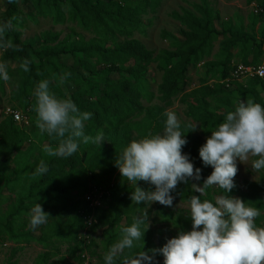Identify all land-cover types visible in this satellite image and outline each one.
Here are the masks:
<instances>
[{
	"label": "trees",
	"instance_id": "1",
	"mask_svg": "<svg viewBox=\"0 0 264 264\" xmlns=\"http://www.w3.org/2000/svg\"><path fill=\"white\" fill-rule=\"evenodd\" d=\"M0 0V4H1ZM6 9L2 11L0 23H9L11 27L4 33L5 39L10 40L13 47L2 51L1 60L8 64L10 80L0 81V104L5 93V86L9 89V104L13 109L27 120V125L33 131L35 121L28 120V114L34 112V92L36 84L47 79L50 81V90L59 98H71L81 111L92 113L89 121L85 122V134L95 137L103 132L102 143H79V150L68 158L53 157L45 154L43 161L48 165L49 171L43 176L34 177L33 172L39 165L33 159L28 167L29 157L33 151H41L45 146L55 148L58 140L42 135L40 148L33 143L30 134L21 129L14 121L12 114L1 113L0 120V203L4 191L17 192L16 205L5 218L0 219V245L10 241L16 245H28L35 242L45 246L44 237H35L31 231H21L23 226H14L21 213H27L31 204L47 202L49 214L56 208L57 201H64L71 191H75L77 201L66 210V219L69 227L66 242L68 243V258H74V263L83 264L81 254L87 251L91 254L90 243L78 240L77 233L84 228L80 211L86 209L84 195L89 187L96 186L105 191L103 201L106 200V210L95 208L93 216L95 223L91 233L101 227L100 237L106 240L105 249L115 243L120 234L116 232L119 222L125 219V226L132 223L134 217L141 215L144 203L135 205L130 199L134 185L121 177L115 166L123 148L132 140L143 138L148 134L163 131L166 117L164 113L177 101L185 108V116L194 123L199 124L202 136L196 134L193 126L181 124V130L186 135L187 144L182 153L189 154L194 168H201V181L211 174L202 165L199 158V148L210 137L219 123L223 122L228 111L234 110L239 101L253 100L264 105V78L247 80L243 86L237 81L229 83L225 88L219 82L228 78L233 65L257 67L264 57V29L259 32V38L250 36L244 29L221 22L222 29L218 31L215 23L221 21L218 11L210 8L205 0L194 5V11L181 9L170 14L172 20L179 25L177 33L171 36L165 33L170 42V49L160 51L156 56L145 46L133 38V33L141 31V18L154 14L161 0H4ZM247 4L258 3L260 0H246ZM261 10V9H260ZM33 12L41 16H49L56 24L65 21L76 24L80 29L90 32L93 39L88 42L82 39H68L58 42V35L44 34L41 43H24L19 39L17 29L23 28L25 18L32 17ZM261 13H257L261 16ZM260 22L259 18L252 16L250 23L254 27ZM121 40V41H119ZM218 42L220 62L217 64L205 63L206 76L217 79L214 85L207 84V77L200 80L196 89L190 88L191 69H196L199 59L209 54L213 44ZM62 57H68L71 64L61 63ZM27 59L29 71L24 72L20 64ZM13 63L14 67H10ZM151 65L161 73V82L157 87V101L159 105L147 107L155 98L150 90L148 72ZM66 78L61 83V77ZM145 104H144V103ZM15 104V105H14ZM20 109L21 111H18ZM26 147L23 150V147ZM42 160V159H41ZM40 160V161H41ZM16 168L14 178H8L7 172L10 164ZM23 167V168H21ZM20 177L28 179L27 187L20 185ZM246 186L253 187L252 182H245ZM138 187L152 191L154 186L147 182H138ZM24 190V191H23ZM218 195L223 194L217 189ZM213 191L209 188L201 200H213ZM239 194V198H246L253 207L262 212L264 206L257 195V191L243 194L238 187L232 189L230 196ZM180 202H187L193 192L190 181L187 184H178L172 193ZM53 204V205H52ZM62 211L50 215L51 222H62ZM90 211L86 212L87 215ZM149 215L150 213L147 212ZM163 214V212H162ZM178 231L191 227L189 216H178L175 220L165 215ZM55 219V221H53ZM264 214L255 219L257 227H261ZM70 221V223H69ZM124 226V227H125ZM181 226V227H180ZM51 228L47 229L49 232ZM158 233V243L152 238ZM57 234V233H56ZM7 235V237L5 236ZM161 232L153 228L147 230L142 245L133 251L157 250L154 263L161 257L158 250L164 246L165 239H161ZM78 253V255L75 254ZM7 264H15L8 262ZM35 264H69L64 257L51 262L49 253L39 255Z\"/></svg>",
	"mask_w": 264,
	"mask_h": 264
},
{
	"label": "clouds",
	"instance_id": "2",
	"mask_svg": "<svg viewBox=\"0 0 264 264\" xmlns=\"http://www.w3.org/2000/svg\"><path fill=\"white\" fill-rule=\"evenodd\" d=\"M10 27V22L0 23V51L13 47L4 36ZM29 63L25 59L20 68L28 72ZM66 75L61 77V83ZM9 80L8 64L0 60V81ZM32 95L35 127L41 135L59 141L55 148L44 147L48 156L68 158L79 150L80 142L102 143L103 132L91 137L84 131L92 113L81 111L71 98L57 97L50 90L49 80L39 81ZM164 115L162 132L130 141L115 161L121 177L134 185L130 199L135 205L158 202L172 207V193L178 184L202 179V169L194 168L189 154L182 153L187 139L177 114L166 111ZM198 155L202 165L210 166L212 172L203 179L202 185H191L193 192L199 193L187 200L191 230L178 231L158 250L164 258L163 264H264V228L255 224L261 215L260 209L229 195L235 187L237 162L253 157L251 169L257 173L264 171V105L250 99L239 101L206 138ZM48 171V165L41 160L33 176H43ZM140 181L154 186V190L138 187ZM209 188L220 189L223 194L213 200H201ZM48 219L42 206L35 203L29 214L30 227L36 229ZM149 223L145 211L121 228L119 239L103 256V264H154L157 250L133 251L141 245L143 249Z\"/></svg>",
	"mask_w": 264,
	"mask_h": 264
},
{
	"label": "rangeland",
	"instance_id": "3",
	"mask_svg": "<svg viewBox=\"0 0 264 264\" xmlns=\"http://www.w3.org/2000/svg\"><path fill=\"white\" fill-rule=\"evenodd\" d=\"M201 0H161L160 4L154 14H149L141 18V31H136L133 33V38L142 43L148 51H151L154 56H156L162 50L170 49V42L168 38H165V33L174 36L177 33L179 25L176 21L172 20L170 14L173 12H179L181 9H185L187 11L193 12V6L200 4ZM208 6L216 11H218L221 21L215 23V27L218 31H221L222 24L221 22H228L230 25H234L244 29L250 36L255 39L259 38V32L264 29V8H260L258 3L255 2L253 4L248 5L246 0H205ZM260 3L264 6V0H260ZM6 9L5 1H1L0 4V16L3 10ZM261 9L262 14H255V10ZM259 18L260 22L257 23L256 26H252L250 20L252 16ZM20 33L19 39L24 43H41V36L48 33L51 35H58V42H62L68 39L69 42L73 40L82 39L84 42H88L93 39V35L90 32L83 31L76 24L70 23L68 21L63 22L62 24H56L52 21L49 16H41L37 13L33 12L32 17L25 18V23L23 28L17 29ZM121 41V40H119ZM2 56V51H0V60ZM220 53L218 51V42L213 44L212 49L209 54L204 55L201 59H199V64L196 69H191V77H190V88L196 89L200 85V80L207 77V84L212 86L216 82L217 79H212L211 76H206V68L204 66L205 63H213L217 64L220 62ZM61 63L65 65L71 64V60L68 57H62ZM10 67H14L13 63H9ZM259 66L264 67V57L261 59V64ZM148 80L150 84V90L154 94L155 98L150 103V105L145 104L147 107H152L155 105H159L156 97L157 95V87L161 82V73L155 70V65H151L150 71L148 72ZM249 79H241L240 84L245 86L247 85ZM5 95L2 96V101L0 104V120L1 113L6 115V111L8 109H13V105L9 104V89L5 86ZM15 105V104H14ZM18 111H21L18 109ZM166 111H174L177 114L178 120L180 123H185L193 126L196 130V134L202 136V131L199 127V124L194 123L191 119H188L185 116V108L181 106L177 101H174L173 105L170 108H167ZM28 120L35 121V116L33 114L26 115ZM24 121L22 124H18L21 129H24L30 134V137L34 144H36L39 148L42 141V135L39 131H33V128ZM203 140L205 138L202 136ZM26 147H23V150ZM45 152L43 150L31 151L26 158L29 157L28 167L38 160L46 158ZM37 157V158H36ZM36 158V160H35ZM254 159L253 157H249V159L245 162H237V174L234 177V184L238 187V191L243 194H249L251 192L257 191V195L261 200L262 206H264V171L259 173L253 171L251 169V161ZM16 168L14 163L10 164L8 167L7 177L14 178L13 172ZM23 168V167H21ZM209 172H212V168L206 167ZM190 185L193 183L199 184V182L189 179ZM252 182L253 187L246 186L245 182ZM20 185H25L27 187L28 179L26 177H20L19 180ZM200 185V184H199ZM213 191V198L217 196L215 192L217 188H211ZM24 191V190H23ZM75 191H71L69 195L65 197L64 201H57L56 208L52 214H49V210L53 209V207H49L48 203L42 202V209L45 213H47L50 217L55 215L56 213H62V222L56 223L51 222L50 218L47 222L36 229H32L29 225V214L32 206L35 204L34 202H27L24 205L28 206L31 204L27 213H21L16 222L14 228L17 229L18 225L23 226V230L21 231H31L35 237H44L47 241L45 246L39 245L35 242H32L28 245L19 244L16 245L10 241H5L0 245V264H7L9 261L14 262L15 264H35L39 255L43 253H49L50 261H58L62 258H66L70 263H74V258H68V243L66 242V237L70 232H68L69 227L66 225L68 223L66 219V210L70 207L73 201H77L78 199L75 197ZM18 193L9 191H4L3 198L0 203V219L2 220L5 216L10 213L11 210L14 209L16 205V200ZM232 197H238L239 194H234ZM71 199V200H70ZM245 202H248L246 198L241 199ZM30 203V204H29ZM107 201L104 200L102 202V209L106 210L108 205ZM250 203V202H249ZM53 205V204H52ZM144 210L149 212V228L148 230H153V228L157 229L161 232V239H165L164 245L168 239H171L177 235V227H174L173 223L170 220L166 219V214L170 215L172 219H176L178 216L187 217L189 216V208L187 202H180L174 198L173 206L166 207L160 205L158 202L144 204ZM163 212V214H162ZM264 214V210L261 212ZM55 221V219H53ZM70 223V221H69ZM262 228H264V219L260 224ZM125 226V219L119 222V226L116 228V232L120 234L121 228ZM181 227V226H180ZM51 228L49 232L47 229ZM191 227L184 228L183 231H190ZM81 231V230H80ZM80 231L77 233L79 235ZM57 233V234H56ZM82 233V232H81ZM80 233V234H81ZM70 235V234H69ZM101 235V227L98 228L93 233L89 232L87 236L89 238V243L91 245V254H86V259L83 261V264H103V256L107 252L105 249L106 240ZM7 237V235H5ZM87 238V239H88ZM153 242L158 243L159 236L156 233L153 238ZM78 255V253L75 254ZM163 256L155 260L154 264H163Z\"/></svg>",
	"mask_w": 264,
	"mask_h": 264
},
{
	"label": "built area",
	"instance_id": "4",
	"mask_svg": "<svg viewBox=\"0 0 264 264\" xmlns=\"http://www.w3.org/2000/svg\"><path fill=\"white\" fill-rule=\"evenodd\" d=\"M261 12L260 9L255 10V14ZM253 78H264V67L263 66H244L241 64H235L233 65V68L228 76L227 79L219 82L221 85H224L225 88H229V83L232 81L239 82L241 79H253ZM6 115L12 114L14 121L21 123L24 121H27L25 117H23L21 114L15 111H6ZM107 195V191L96 187V186H90L86 194L84 195V201L86 203V209L81 210V218L83 220L84 228L81 229L78 240L82 241L86 244L89 243V238L87 237L89 235V232H91V228L93 224L96 222L93 216V210L95 208H99L102 206L103 198ZM90 211V215H87L86 212ZM88 238V239H87ZM86 254L88 255L87 251L83 252L81 254L82 259H86Z\"/></svg>",
	"mask_w": 264,
	"mask_h": 264
}]
</instances>
